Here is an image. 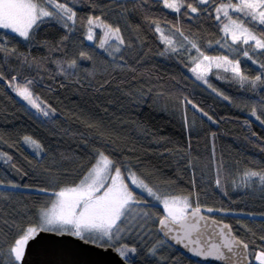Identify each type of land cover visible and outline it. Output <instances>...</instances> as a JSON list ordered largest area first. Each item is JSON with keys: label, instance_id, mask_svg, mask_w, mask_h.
I'll return each instance as SVG.
<instances>
[{"label": "trees", "instance_id": "trees-1", "mask_svg": "<svg viewBox=\"0 0 264 264\" xmlns=\"http://www.w3.org/2000/svg\"><path fill=\"white\" fill-rule=\"evenodd\" d=\"M183 2L176 13L163 0H69L76 12L72 32L53 20L30 42L4 36L5 48L15 50L0 52V260L5 264L21 230L36 223L37 209L55 191L79 183L99 151L162 195H186L194 208L212 209L211 216L248 244V264H255L250 253L264 252V189L258 179L244 178L247 170L264 173V90L241 85L232 71L217 67L198 80L191 69L203 56L188 41L204 56L239 62L249 80L264 71V49L253 52L254 41L248 48L243 38L233 43L224 32L228 20L221 13L218 21L215 9L229 0ZM229 12L233 19L242 15ZM90 15L120 29L121 51L107 53L85 38ZM244 26L264 38V25ZM245 49L256 63L243 55ZM72 61L76 64L69 67ZM11 84L27 86L49 115L25 102ZM25 137L42 152L33 153ZM147 205L163 217L160 207ZM157 223L153 230L163 243L155 246V255L145 246L155 244L154 234L129 242L137 247L134 264H202L170 245Z\"/></svg>", "mask_w": 264, "mask_h": 264}, {"label": "snow or ice", "instance_id": "snow-or-ice-1", "mask_svg": "<svg viewBox=\"0 0 264 264\" xmlns=\"http://www.w3.org/2000/svg\"><path fill=\"white\" fill-rule=\"evenodd\" d=\"M68 2L69 0H64V2H58V0H0V52H6L8 55L15 52L14 49L8 50L5 48L6 41L3 39L4 36L11 33L14 34L12 36L13 39L22 38L24 41L30 42L34 39L37 30L42 24L53 20L68 29L69 32H72L76 25V12L73 11L72 7L67 6ZM198 3L206 5L209 0H198ZM163 4L165 8L172 9L176 13H180L185 6L183 0H173V2L163 0ZM186 6L191 13L197 12V7H193L191 3ZM229 9H231L232 13L242 15L238 16L237 19H233ZM215 11L218 21L221 20V13L224 18H227L228 23L224 24L223 30L225 33H232L233 43L243 38V43L248 48H252L249 41L255 42V47L252 49L253 52L256 49H264V38H257L248 27L244 26L246 23L253 24V26L264 25V0H236L235 3L229 0L227 4L221 3L216 7ZM249 17L250 20L247 19ZM69 21H71V24H69ZM81 26L85 25L82 24ZM86 27L87 35L85 38L89 41L94 38V29L103 31V39L100 40L98 45L101 49L105 48L109 40L118 41L120 45L124 44V40L120 36V29L118 27L112 28L100 16H88ZM176 30L184 40H188V37L184 36V33L180 32L179 28ZM156 31L162 32L158 22H156ZM260 31H264V28H261ZM64 39H68V37L65 36ZM188 42L191 44L192 49H195L200 56H203L204 61H209V64L205 65L206 70H210L213 63L217 68L224 67L225 72L230 68L234 74V79H238L241 85L248 84L253 88L261 87V90H264V71H261L254 79L249 80L248 76L241 73L239 62L233 63L232 60L228 59L227 55L221 57L204 56L195 42ZM167 43L172 45V41ZM221 46L224 47V45ZM171 50L173 52L177 51L174 46ZM114 51L119 52L121 49L115 47ZM83 55L84 53H81V56ZM243 55L252 60L253 63H256L247 49H245ZM75 64L76 61H72L69 67H74ZM199 68L200 63H197L196 67L191 70L197 72ZM261 69H264V64H261ZM196 78L204 80L205 73H198ZM12 80L14 82L16 77H13ZM31 83L32 81L27 82L29 85ZM10 86L14 87L17 95L28 101L33 108H36L38 112H42L43 116L47 117L49 115V112L43 110L36 100L33 99L32 93L27 86L23 88L15 87L14 84ZM252 115L256 116L255 108L252 111ZM257 119H260V117L257 116ZM261 122L264 123V121ZM25 141L34 145L38 151L42 150L35 140L25 137ZM94 160L95 162L91 164V167L88 168L79 183L71 187H62L59 191H55L52 193L55 199L50 200V202L37 209L36 223L21 230V234L9 248L6 264H24L26 248L30 241L37 237L38 233L66 234L76 237L85 243L92 242L100 247L107 245L108 248L117 254L120 264H134L137 247L129 246L121 241L124 239L125 234L129 235V237L133 233L139 236L144 228L143 219L149 214L138 210L137 206L141 204V201L130 191V185L125 183L126 179L130 180L131 184L135 185L136 188L141 189L148 196L163 204L166 215L159 220V223L161 231L167 230L165 231L166 236L173 232L172 225H178L181 234L171 237L177 243H183L187 240L186 247L197 244L196 247H191L190 249L195 255L205 258L211 257L217 260L224 259L225 253L221 251V246L213 245L211 248L201 249L198 246V242L191 239L195 223L188 222V210L191 208L190 215L195 218L201 209L198 205L192 208L188 197L162 195L145 183L143 179L139 178L131 169L121 166L119 161L111 159L103 151H99ZM244 178L246 182H254L255 179H258L261 188L264 189V173L247 170L244 173ZM219 183L220 181L217 180L218 186ZM40 191L44 192L46 190L40 189ZM208 211H212V209H208ZM200 219H204V217L201 216ZM224 228L227 229L228 226L224 225ZM161 243L163 242L161 241ZM241 243L240 241L226 239L222 247L232 253L234 244L239 245ZM243 248L247 249L248 244H243ZM151 254L155 255V246H153ZM240 255L243 254L240 253ZM3 256V248L0 246V257ZM255 258L259 261V264H264V252L256 253ZM0 264H5V262L0 260Z\"/></svg>", "mask_w": 264, "mask_h": 264}, {"label": "water", "instance_id": "water-1", "mask_svg": "<svg viewBox=\"0 0 264 264\" xmlns=\"http://www.w3.org/2000/svg\"><path fill=\"white\" fill-rule=\"evenodd\" d=\"M21 97V96H20ZM24 100V99H23ZM28 103V101L24 100ZM188 222L195 223V228L192 232L191 239L198 242L201 249L211 248L213 245L221 246V251L225 253L224 259L217 260L211 257L205 258L197 256L191 251V247H196L193 244L186 247L183 243H177L171 237L181 234L178 225H172L173 232L165 235V231H161L159 220L157 229L160 235L175 249L179 250L184 256L190 258L197 263L204 264H248L250 260L249 250L243 248V241L237 238L232 232L231 227L223 220L217 219L210 214L200 211L193 218L188 211ZM204 219H200V217ZM198 221V223H197ZM224 225L228 228L225 229ZM230 230V232H229ZM240 241L239 245L234 244V251L229 253L226 248H223L225 240ZM242 253L243 255H240ZM230 257V259H229ZM24 264H120V259L117 254L107 246H97L92 242L85 243L76 237L69 235H58L56 233H38L26 248V256Z\"/></svg>", "mask_w": 264, "mask_h": 264}, {"label": "rangeland", "instance_id": "rangeland-1", "mask_svg": "<svg viewBox=\"0 0 264 264\" xmlns=\"http://www.w3.org/2000/svg\"><path fill=\"white\" fill-rule=\"evenodd\" d=\"M87 31V30H86ZM94 33H95V35H94V38H93V40L95 39L96 41H94V42H96L98 45H99V43H100V40L101 39H103V31L101 30V29H94ZM228 34L232 37V33L231 32H228ZM86 35H87V32H86ZM85 35V36H86ZM115 47H119V44L117 43V41H115V40H109V42H108V44H106L105 45V48L103 49L105 52H107V53H112L113 51H114V48ZM209 57H221V56H209ZM201 61H203V63H201ZM197 63H200V68L199 69H197V72L196 73H201V72H204L205 73V76L210 72V70L211 69H213V68H215L216 66H215V64L213 63L212 64V67L210 68V70H206L205 69V65H208L209 64V61H204L203 60V58L202 59H200ZM196 63V64H197ZM233 63H236V62H234L233 61ZM196 64L194 65V67H196ZM193 67V68H194ZM220 68H223L224 69V67H220ZM229 70L231 71V69L229 68ZM30 91V90H29ZM29 138H31V137H29ZM32 139V138H31ZM33 140V139H32ZM23 143H24V145H26L33 153H36V154H39V153H41L42 152V150L41 151H38L37 149H36V147L34 146V145H32V144H30V143H28V142H26L25 141V138L23 139ZM38 143V142H37ZM41 148V147H40ZM133 172V171H132ZM127 175V174H126ZM137 175V174H136ZM138 176V175H137ZM139 177V176H138ZM140 178V177H139ZM142 179V178H141ZM257 180V179H256ZM145 182V181H144ZM125 183H127V184H129L130 185V191H132L133 192V195L138 199V200H140L141 201V204H139L138 206H137V208H138V210L139 211H141V212H147L149 215L147 216V217H144V219H143V223H144V228L141 230V232H140V235L139 236H137L135 233H133V234H131V236L129 237V235H127V234H125L124 235V239L121 241L122 243H127L129 246H132L129 242L131 241V240H133V239H139L140 237H143V236H149V238L150 237H152V234H154V237H153V239H154V243L155 244H151V245H145V246H147V248L150 250V248L151 247H153V246H156V245H158V244H162L161 243V239H159L158 237H157V232H156V230H155V227H154V230H153V224H155L157 221H158V219H159V215H157V214H155L151 209H149L150 207L147 205V204H149L150 202H152V204H154V205H157L158 207H160L161 209H162V211H163V215H166V213H165V211H164V208H163V204H161V203H159L158 201H156L153 197H150V196H148L147 195V193L146 192H143L141 189H139V188H136L135 187V185H132L131 184V181L129 180V183L128 182H126L125 181ZM146 183V182H145ZM149 185V184H148ZM150 186V185H149ZM151 187V186H150ZM155 190V189H154ZM135 191H137V192H139L142 196H137L136 195V193H135ZM167 196H169V197H173V196H175V197H188V199H189V203H190V205H191V207L192 208H194L193 206H192V204H191V202H190V198H189V196H186V195H167ZM52 199H55V197L52 195ZM51 199V200H52ZM208 209L209 208H203V209H201V211H203V212H205V213H207V214H210L211 212H213V210L212 211H208ZM189 210H191V208L189 209ZM188 210V211H189ZM163 242V241H162ZM106 246V245H105ZM258 252H260V251H255V252H252V253H250L251 254V260L255 263V264H259V261H257L256 260V253H258Z\"/></svg>", "mask_w": 264, "mask_h": 264}, {"label": "clouds", "instance_id": "clouds-1", "mask_svg": "<svg viewBox=\"0 0 264 264\" xmlns=\"http://www.w3.org/2000/svg\"><path fill=\"white\" fill-rule=\"evenodd\" d=\"M159 232V231H158Z\"/></svg>", "mask_w": 264, "mask_h": 264}, {"label": "flooded vegetation", "instance_id": "flooded-vegetation-1", "mask_svg": "<svg viewBox=\"0 0 264 264\" xmlns=\"http://www.w3.org/2000/svg\"><path fill=\"white\" fill-rule=\"evenodd\" d=\"M164 216V215H163Z\"/></svg>", "mask_w": 264, "mask_h": 264}]
</instances>
